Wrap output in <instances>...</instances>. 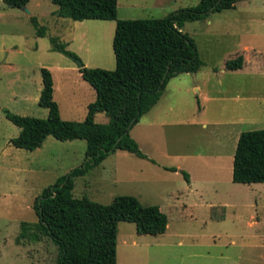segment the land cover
<instances>
[{"label":"rangeland","instance_id":"obj_1","mask_svg":"<svg viewBox=\"0 0 264 264\" xmlns=\"http://www.w3.org/2000/svg\"><path fill=\"white\" fill-rule=\"evenodd\" d=\"M197 2L116 0V17L159 18ZM24 7L27 11L0 0V264H55L56 247L49 239L16 241L19 223L37 220L34 198L43 187L82 164L85 141L47 136L33 150L16 148L9 139L19 129L2 110L46 117L47 109L37 104L40 68L44 67L52 73V98L59 116L81 120L84 108L80 103L93 100L94 91L85 82L81 86L80 76L71 67H78L80 61L89 68H114L111 40L115 22L61 17L56 22V6L50 0H28ZM29 15L44 27L43 35L36 34ZM182 31L194 42L203 61L201 71L190 79L179 76L177 81L170 80L157 105L139 119L153 125L138 127L135 123L131 133L142 134V150L161 164L185 166L188 180L179 171L143 169L138 173L140 169L130 168L120 154H108L85 174L73 178L72 194L101 204L110 203L116 195H132L142 205L162 208L167 218L165 231L142 234L152 239L147 245L116 246L118 264H264V183L232 182L228 157L235 133L264 128V0H252L246 7L238 0L234 8L185 22ZM53 37L78 60L53 50ZM244 44L253 51H242ZM240 54L247 55L249 62L243 73L218 72L216 86L210 69L218 70ZM8 63L15 67L7 68ZM66 64L72 69L67 74L52 67ZM192 81L207 82L211 89L221 90L217 101L203 103L204 109L199 111L195 93L185 90ZM239 117L243 121L226 130L213 125ZM94 121L103 123L107 117L98 112ZM195 152L199 155L196 162L188 157ZM178 155L182 157L178 159ZM116 159L123 164L121 172L114 166ZM121 232L138 235L133 223L121 222L118 244Z\"/></svg>","mask_w":264,"mask_h":264},{"label":"trees","instance_id":"obj_2","mask_svg":"<svg viewBox=\"0 0 264 264\" xmlns=\"http://www.w3.org/2000/svg\"><path fill=\"white\" fill-rule=\"evenodd\" d=\"M12 8H21L28 0H1ZM56 6L53 14L71 20H113L111 40L114 68L85 67L78 62L80 77L94 91L79 121L59 116L52 98L50 72L40 68L41 88L37 104L47 109L44 118L18 115L6 109L4 117L19 131L9 143L26 150L41 145L45 137L57 140L83 139L84 160L78 167L59 176L41 189L34 198L35 222L21 221L16 237L31 241L47 238L56 247L55 264H116L118 222L133 223L137 234L158 235L165 231L167 218L157 205H142L132 195H116L110 203L101 204L86 196L72 194L73 178L98 165L108 154L123 150L147 158L130 136V128L159 99L168 79L182 73H193L203 66L193 40L182 31L185 22L206 17L211 12L233 7L236 0H198L195 5L178 8L159 18L118 19L116 0H50ZM37 35L45 29L29 17ZM52 49L78 60L63 44L50 38ZM243 57L236 55L224 62V68H241ZM102 112L103 123L94 115ZM150 161H152L150 159ZM179 171L185 180L184 170ZM231 181L264 183V128L241 131L232 154Z\"/></svg>","mask_w":264,"mask_h":264},{"label":"crops","instance_id":"obj_3","mask_svg":"<svg viewBox=\"0 0 264 264\" xmlns=\"http://www.w3.org/2000/svg\"><path fill=\"white\" fill-rule=\"evenodd\" d=\"M172 2H175L176 0H171ZM237 1L238 0H236L235 1V3H234V5H233V7L232 8H234L235 7V5H236V3H237ZM239 1H241V4L244 6V7H246V5H249V4H251V2H252V0H239ZM165 3V2H164ZM54 17H55V21L56 22H58V20H57V16L56 15H53ZM29 17H30V15H29ZM28 17V18H29ZM241 50L242 51H253V48L250 46V45H248V44H244V45H242L241 47ZM241 55V54H240ZM242 57H243V64H242V66H241V68H239V69H235L237 72H240V73H243V71H244V68L246 67V65H247V63H249L248 62V56L246 55H241ZM5 65V64H4ZM7 68H10V69H13L15 66H13V65H11L10 63H8V64H6L5 65ZM52 67H57L56 69L57 70H59L61 73H63V74H67L69 71H72V69H68L69 67H71L70 65H54V66H52ZM71 68H73V71H75V74H77V76L79 75L80 76V73H79V71H78V67H71ZM200 70V69H199ZM199 70H197L196 72H193V73H182V74H178V75H176V76H173V77H171V78H169L168 79V81H167V83L165 84V87H164V89H163V91H162V93H161V95H160V97H159V99L157 100V102L147 111V112H149L150 110H152V108L154 107V106H156L157 105V103H158V101L160 100V98H162V96H163V92H164V90H165V88H166V85L169 83V82H171L170 80H179L178 78H179V76H186V77H188L189 79H190V77L192 76V75H194V74H199V73H197V72H200ZM211 71H210V75H212L213 77H214V83H215V85L217 86V73L219 72V74H223L224 72H225V68H224V65H223V67L222 68H220V69H218L217 70V67H212L211 69H210ZM235 70H233V71H235ZM50 71H51V68H50ZM51 75H52V73H51ZM216 76V77H215ZM81 78V77H80ZM82 80V79H81ZM83 82H85L84 80H82V82H81V86H85L84 85V83ZM173 82V81H172ZM86 83V82H85ZM87 84V83H86ZM88 85V84H87ZM89 86V85H88ZM90 87V86H89ZM40 88H41V76H40V87L38 88L39 90L38 91H40ZM53 88V87H52ZM91 88V87H90ZM93 90V89H92ZM186 92L188 91V90H190V91H192V92H194L195 94V98H196V101H197V104H198V110L199 111H202L203 109H204V105H203V103H205V102H208V101H217V93L218 94H220L221 93V90H218V92H217V88L214 86V88L213 89H211V87L209 86H207V82H199V81H192L191 82V84H190V86H188L186 89ZM86 91H88V89H86ZM235 95H237V94H235ZM38 96H39V92H38ZM13 97H15V94L13 95ZM236 99H238L237 97H235ZM239 98H241V97H239ZM94 99V98H93ZM92 101V100H91ZM91 101H86V102H83V101H81V105H83V108H84V112H82L81 114L83 115V117H84V115H85V112H86V105L89 103V102H91ZM81 109H82V106H81ZM59 111V110H58ZM146 112V113H147ZM145 113V114H146ZM82 117V118H83ZM65 120V119H64ZM243 120H242V118H237V120L236 121H220V122H216V123H214L213 125H217V126H221V127H223L222 129H224V130H226V129H229V127H231V126H233V125H235V124H237V123H240V122H242ZM139 125H138V127H141V126H151V125H153L151 122H148V121H145V122H137ZM201 125L202 126H205V122L204 121H202V123H201ZM131 129H132V127L130 128V130H129V134H130V136L137 142V144H138V146H139V148H140V150L142 151V153L147 157V158H140V157H137V156H135V155H133V154H131V153H129V152H126V151H123V150H117V151H114V152H112V153H110L109 155H114V154H120L119 156H122V157H124V159H125V161H126V163L127 164H129L130 166V168H132V167H137L138 169H140L139 170V172L138 173H141V171L144 169V170H146V169H152V170H158V169H161V170H163V171H166V172H171V173H177L178 171H174V172H172V171H169V170H166V169H164V167H169V166H171V165H164V164H161L160 162H158V160L157 159H155V156H153V155H151V154H149V153H147V152H145V151H143L142 150V134H140L138 131H136V132H134V133H131ZM241 132V131H240ZM239 132V133H240ZM239 133L237 132V133H235L234 134V136H232L233 137V141H234V143L236 144V140H237V137H238V135H239ZM235 144H234V148H235ZM234 148H233V150H232V152L229 154V158H231V163H232V154H233V151H234ZM115 152H119V153H115ZM109 155H107L105 158H107ZM212 156H214V158H218V157H220V155H218V154H213ZM178 157V159H180L181 157H182V155H178L177 156ZM188 157H190V158H192L193 160H194V162H196V159L199 157V155H198V153L197 152H195V153H193V154H190V155H188ZM104 158V159H105ZM103 159V160H104ZM150 159L152 160V161H150ZM102 160V161H103ZM122 163L119 161V160H117L116 159V162H115V164H114V166L115 167H117L118 168V170H119V172H121V170L123 169V167H122ZM173 167H175L177 170H183L184 169V167L182 166V165H180V164H178V163H176L175 164V166H173ZM185 171V170H184ZM187 172V171H186ZM190 176V175H189ZM158 206V208H159V210L162 212V208L159 206V205H157ZM122 222V221H121ZM121 222H118V224H117V235H116V239H117V242H116V246L118 247H121L122 249H130L131 247H133V246H137V244L140 242V243H144V245H147L148 244V241H150V240H152L151 238L149 239V237H146L147 235H145V237H143L142 236V234H138V235H134V234H123L122 232H121V238H120V241H119V244H118V236H119V234H118V227H119V224H121ZM252 223H254V221H252ZM135 230V229H134ZM154 240V239H153ZM150 243V242H149ZM118 250V249H117ZM118 251H117V261H116V264H118L119 263V257H118ZM263 259H264V256H263ZM264 261V260H263Z\"/></svg>","mask_w":264,"mask_h":264},{"label":"water","instance_id":"obj_4","mask_svg":"<svg viewBox=\"0 0 264 264\" xmlns=\"http://www.w3.org/2000/svg\"><path fill=\"white\" fill-rule=\"evenodd\" d=\"M23 9L26 10L25 7H23ZM26 11H27V10H26Z\"/></svg>","mask_w":264,"mask_h":264}]
</instances>
